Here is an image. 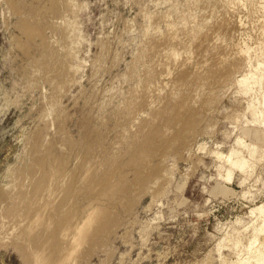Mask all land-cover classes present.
Returning <instances> with one entry per match:
<instances>
[{
    "label": "rangeland",
    "instance_id": "1",
    "mask_svg": "<svg viewBox=\"0 0 264 264\" xmlns=\"http://www.w3.org/2000/svg\"><path fill=\"white\" fill-rule=\"evenodd\" d=\"M262 71L264 0H0V264H254Z\"/></svg>",
    "mask_w": 264,
    "mask_h": 264
},
{
    "label": "bare ground",
    "instance_id": "2",
    "mask_svg": "<svg viewBox=\"0 0 264 264\" xmlns=\"http://www.w3.org/2000/svg\"><path fill=\"white\" fill-rule=\"evenodd\" d=\"M190 1V0H189ZM166 14V13H165ZM154 18V17H153ZM172 25V24H171ZM175 26V25H174ZM185 27V26H184ZM193 33V32H192ZM169 40V39H168ZM183 45V44H182ZM185 45V44H184ZM179 48V47H178ZM176 49V48H175ZM178 50V49H177ZM177 50H175L174 51V49L172 48V50H169V54H170V56H172V58L173 57H177L178 55V53L176 52ZM177 55V56H176ZM181 56V55H180ZM169 57V56H168ZM171 60V59H170ZM167 63V62H166ZM260 64V63H259ZM260 71V70H259ZM262 72H264V71H262ZM169 74V73H168ZM260 76V75H259ZM262 76V75H261ZM260 76V77H261ZM249 77H252V76H248L247 74H243V75H241L240 77H238L235 81L238 83V84H243L245 81H247L248 79L247 78H249ZM256 77V76H255ZM254 78V77H253ZM257 78H259V77H256V79ZM262 78V77H261ZM260 79V78H259ZM251 80H252V78H251ZM253 80H255V79H253ZM252 80V81H253ZM262 80V79H261ZM249 82H250V80H249ZM257 82V81H256ZM246 84V83H245ZM245 84H244V91H246V88H247V86H245ZM248 84V83H247ZM246 84V85H247ZM251 85V84H250ZM259 86H260V83H259ZM243 87V86H242ZM249 88V87H248ZM251 89V88H250ZM260 89H261V87H260ZM259 89V90H260ZM249 90V89H248ZM261 91V90H260ZM260 92H258V94H259ZM258 99V98H257ZM262 100L264 101V93L262 94ZM260 101V100H259ZM250 104V103H249ZM258 104H260L259 102H258ZM130 105V104H129ZM253 105H255V104H253ZM126 106V105H125ZM251 107H254V106H251ZM250 108V107H249ZM258 109V108H257ZM250 110V109H249ZM123 111V110H122ZM129 113V112H128ZM261 117V116H260ZM254 146V145H253ZM250 149V148H249ZM255 149V148H254ZM254 149L253 150H251V151H253V152H255L254 151ZM237 151V150H236ZM234 149L232 150L231 149V151H230V153H229V155L230 156H228V159L229 158H231L232 156V154L233 153H235L236 152ZM250 152V151H249ZM237 154V153H236ZM239 155H240V153H238ZM235 155V154H234ZM238 155V156H239ZM252 155V154H251ZM233 158H234V156H233ZM242 159V158H241ZM230 160V159H229ZM246 160V159H245ZM240 161V160H239ZM230 162H232V163H235L234 165H236V164H239V165H243L242 163H240V162H238V159L237 158H234V160L231 158V161ZM238 162V163H237ZM245 162V161H244ZM239 165H237V167H241V166H239ZM247 165V164H246ZM245 167V166H244ZM251 212L252 213H254V212H258L259 213V219L260 220H258L259 221V226H257L258 228L256 229V230H253V231H255V233L253 234V236L251 237V238H249L250 240H249V242L246 244V245H243L242 246V251L243 250H245V251H247L248 253L249 252H251L249 255H247L246 257H247V259L246 260H248V258L249 257H251V259H252V261L254 262V264H262V263H264V252H262L261 251V247H260V245L259 246H256V245H254V243L257 241V235L259 234V233H261L263 230H264V204H262V205H259V206H256V207H254V208H252V210H251ZM247 227V226H246ZM243 230V229H242ZM238 243V242H237ZM236 243V244H237ZM240 243V242H239ZM238 243V244H239ZM237 244V245H238ZM257 244V243H256ZM262 246V245H261ZM241 251V252H242ZM235 254L236 255H239V249L237 248L236 249V251H235ZM238 257V256H237ZM238 259H239V257H238ZM251 259H250V262H251ZM243 261H245L244 259H243ZM249 262V261H248ZM239 263H243L242 261H240L239 260ZM247 263V262H246ZM244 264V263H243ZM251 264V263H250Z\"/></svg>",
    "mask_w": 264,
    "mask_h": 264
}]
</instances>
